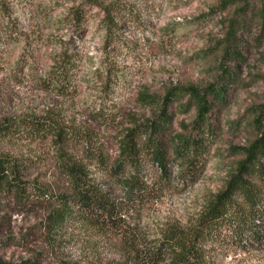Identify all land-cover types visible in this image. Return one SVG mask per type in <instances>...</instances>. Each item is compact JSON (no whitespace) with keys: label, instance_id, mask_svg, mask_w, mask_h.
I'll return each instance as SVG.
<instances>
[{"label":"rangeland","instance_id":"1","mask_svg":"<svg viewBox=\"0 0 264 264\" xmlns=\"http://www.w3.org/2000/svg\"><path fill=\"white\" fill-rule=\"evenodd\" d=\"M69 48L77 68L73 88L60 94L47 77ZM217 83H224L227 99L211 113L214 136L201 178L186 186L171 162L173 177L165 186L160 168L144 165L142 176L158 197L131 213L120 231L68 225L53 233L48 198L67 188L59 148L52 140L0 142V156L25 166L24 181L51 195L37 197L32 186L30 199L0 190V262L134 264L161 232L195 223L225 189L243 150L264 134V0H0V124L51 118L92 132L94 149L101 147L106 161L86 162L88 168L120 199L128 198L117 181L132 171L114 172L119 137L132 114L140 122L152 116L138 97L147 92L163 98L171 87ZM177 106L170 108L172 131L189 136L196 109ZM99 108L116 121L96 123ZM70 152L83 160L82 147ZM105 165L114 168L112 185ZM211 256L215 264H264V246L249 248L245 241Z\"/></svg>","mask_w":264,"mask_h":264},{"label":"trees","instance_id":"2","mask_svg":"<svg viewBox=\"0 0 264 264\" xmlns=\"http://www.w3.org/2000/svg\"><path fill=\"white\" fill-rule=\"evenodd\" d=\"M80 19L78 17V21ZM234 35L236 32L232 31L231 36ZM71 51L67 49L61 62L48 73L50 86L60 94L69 93L73 88L77 62ZM185 98L188 102L182 104ZM226 99L224 83L205 89L171 87L163 98L147 92L138 97L140 104L151 109L152 116L140 122L132 114L128 127L122 130L118 140L119 156L115 160V169L105 165L110 171V185L114 180L111 170L117 171L118 176L132 171L128 177L118 180L120 183L117 181L128 198L126 200L114 196L112 190L102 188L90 172L88 162L97 160L102 165L106 161L101 147L94 149L92 132L69 129L51 118L7 121L0 124V142L54 141L59 148L58 166L66 177L67 188L60 195L51 196L24 181L26 169L22 162L0 156V190L30 199L28 188L32 186L37 197L51 196L48 199L53 206L47 223L55 231L53 233H62L60 231L68 225L89 226L103 233L120 231L127 226L131 213L158 197L157 189L142 176L144 165H157L161 170L160 183L165 186L173 177L169 168L171 162L178 164L179 178L186 186L194 185L201 178L205 153L214 136L211 113ZM172 105L181 109L195 107L193 134L173 133ZM93 118L98 124L105 122L111 125L117 116L106 114L104 108H99L93 112ZM72 146L82 147L83 160L72 156ZM243 151L245 156L239 161L225 189L213 198L199 219L188 228L173 226L161 232L158 242L147 247L146 252L137 253L134 264H215L211 254L217 250L236 249L245 241L249 248L264 246V134ZM27 264L36 263L29 261Z\"/></svg>","mask_w":264,"mask_h":264}]
</instances>
